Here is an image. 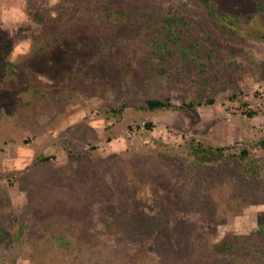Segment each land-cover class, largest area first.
<instances>
[{"label": "rangeland", "instance_id": "rangeland-1", "mask_svg": "<svg viewBox=\"0 0 264 264\" xmlns=\"http://www.w3.org/2000/svg\"><path fill=\"white\" fill-rule=\"evenodd\" d=\"M261 3L0 0V264H264V215L232 231L264 204ZM167 15L187 21L174 63ZM202 142L229 149L199 163Z\"/></svg>", "mask_w": 264, "mask_h": 264}, {"label": "trees", "instance_id": "trees-1", "mask_svg": "<svg viewBox=\"0 0 264 264\" xmlns=\"http://www.w3.org/2000/svg\"><path fill=\"white\" fill-rule=\"evenodd\" d=\"M44 1V0H41ZM201 4H204L208 9H209V14L211 16H217L219 13L214 5V0H199ZM262 0H245L247 3V8L248 10L253 11L252 7L254 5H262L261 3ZM220 15V13L218 14ZM223 16L225 18L229 19V24L231 29H234V21L231 19V16H233V12L231 11H226ZM180 22L187 23L186 19L183 16H173V15H167L163 19V26H162V32L164 30V36L163 38L166 39L165 41H160L161 43L157 45L155 49V55L157 57L161 58H166L168 52V58L170 59V55L173 53L172 50H170V45L171 43H176L178 44L179 36L184 35V30L179 29L178 25ZM179 37V38H178ZM178 50V49H177ZM171 63H174V60L171 58L168 60ZM200 100V99H199ZM200 104L199 101H194L189 103L188 105H185L184 107L190 108L193 106H198ZM125 107V105L122 106L121 109H116L113 111L116 115L122 114V109ZM172 107V104H170L168 101H160V100H147L145 103V107H143L144 110H150V111H155L158 109H169ZM150 127V125H148ZM257 146H260L261 148L264 149V138H262ZM229 148L221 147V146H215L213 144H206L204 142L199 143V144H192V153L195 154L196 161L199 163H211V162H217L219 160H222L224 157L225 152ZM234 157V155H233ZM236 158L241 160V163H246L247 169L250 172H253L255 174H259L261 167H259V161L253 157L250 156L249 154V149L248 148H241L239 150V153L235 155ZM227 160V159H226ZM257 232L259 234H264V224H260L257 228ZM211 249L215 255L221 256V254H225L226 249H228V246L226 244L222 245H211Z\"/></svg>", "mask_w": 264, "mask_h": 264}, {"label": "clouds", "instance_id": "clouds-1", "mask_svg": "<svg viewBox=\"0 0 264 264\" xmlns=\"http://www.w3.org/2000/svg\"><path fill=\"white\" fill-rule=\"evenodd\" d=\"M31 42L29 40H18L14 41L13 48L11 54L9 55V59H15L17 53L20 52L21 49L30 48ZM261 215H264V204H251L246 206L244 212L240 214V216L236 217L232 223V231L236 235H248L250 234L248 228L244 226H238L236 224V220L241 219L244 216H247L249 225L251 228H255L258 225V219ZM219 232V230H218ZM223 233H220L217 237V242L221 239Z\"/></svg>", "mask_w": 264, "mask_h": 264}]
</instances>
